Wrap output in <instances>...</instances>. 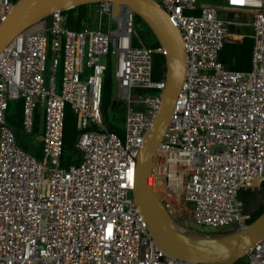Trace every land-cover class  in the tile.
Here are the masks:
<instances>
[{
	"label": "built area",
	"instance_id": "built-area-1",
	"mask_svg": "<svg viewBox=\"0 0 264 264\" xmlns=\"http://www.w3.org/2000/svg\"><path fill=\"white\" fill-rule=\"evenodd\" d=\"M156 1L180 29L188 60L154 155V195L185 228L242 229L248 215L239 192L264 182V0ZM13 4L0 0V20ZM95 6V26L69 29L56 11L0 54V264H194L158 246L132 194L136 156L166 84L153 79L154 54L164 50L142 42L128 7L114 13L109 1ZM232 13L248 21L232 20ZM247 25L252 67L234 71L220 51L241 42ZM114 59L113 112L124 109L123 135L110 131L102 110L103 79ZM21 99L27 135L42 108L41 158L20 146L8 123L9 103ZM67 106L77 119L81 159L63 166ZM243 259L264 264V239Z\"/></svg>",
	"mask_w": 264,
	"mask_h": 264
},
{
	"label": "water",
	"instance_id": "water-1",
	"mask_svg": "<svg viewBox=\"0 0 264 264\" xmlns=\"http://www.w3.org/2000/svg\"><path fill=\"white\" fill-rule=\"evenodd\" d=\"M109 1L114 13L131 9L148 26L164 50L167 74L159 110L136 156L132 191L148 230L158 246L184 262L236 264L264 239V212L252 223L235 231L213 234L180 226L154 195V155L171 123L187 75L188 55L180 29L156 0H17L0 20V54L19 34L35 27L56 11L67 12L83 5Z\"/></svg>",
	"mask_w": 264,
	"mask_h": 264
},
{
	"label": "trees",
	"instance_id": "trees-1",
	"mask_svg": "<svg viewBox=\"0 0 264 264\" xmlns=\"http://www.w3.org/2000/svg\"><path fill=\"white\" fill-rule=\"evenodd\" d=\"M14 3L17 0H11ZM89 5H83L76 9L63 12V15L67 19V27L72 30H81L87 23H89L88 15L86 9ZM198 14L197 12H194ZM137 25L144 24L140 17L136 15ZM150 30V29H149ZM151 32V31H150ZM152 33V32H151ZM153 34V33H152ZM154 36V34H153ZM143 42V41H142ZM144 43V42H143ZM135 45L138 44V40L135 39ZM146 46L158 49L160 44L156 37L150 43H144ZM254 40L250 34L245 33V37L241 42L233 43L226 42L223 49L220 51V61L229 67L231 70L247 72L252 67V49ZM62 68L59 69V80L61 79ZM167 66L164 54L155 53L153 58V79L155 81H161L166 79ZM115 92V80L113 67L110 64L107 72L103 79V103L102 110L105 115L106 121L109 123V129L119 135H123L124 129L122 127V114L123 111L118 113L113 112L114 109V93ZM23 110L24 101L17 100L9 103L7 120L11 128L13 129L16 139L20 146L25 150L29 151V147L32 143L33 137L41 135L43 133L44 117L42 108L38 107L35 113L34 119V131L32 135H27L23 131L22 121H23ZM79 135V130L77 128V119L69 106L65 110V120H64V143H63V154L61 157L62 165L68 166L73 163L79 162L81 159V153L75 146L76 139ZM35 155L39 158L42 157V152H37ZM264 186V182L260 184ZM239 197L243 201L244 211L248 215L247 224L252 223L264 212V201L262 203L257 202V191L255 188L241 189L239 192ZM219 233V232H218ZM223 233V232H220ZM236 264H241V260Z\"/></svg>",
	"mask_w": 264,
	"mask_h": 264
},
{
	"label": "rangeland",
	"instance_id": "rangeland-1",
	"mask_svg": "<svg viewBox=\"0 0 264 264\" xmlns=\"http://www.w3.org/2000/svg\"><path fill=\"white\" fill-rule=\"evenodd\" d=\"M86 12H87V15H88V19H89V25H92V26H95L96 25V20L98 18V15H96V6L95 5H89L88 8L86 9ZM219 17L221 19H225L226 18V13L224 11H219ZM230 19L232 20H236V21H239V22H247L248 21V16L246 14H242V13H232L229 15ZM239 29L236 28V27H232L231 28V31L232 32H236L238 31ZM241 31L244 32V33H248V34H252V28L250 26H246V27H242L241 28ZM137 32L139 34V38L144 42V43H150L154 40V36L153 34L150 32L148 26L145 24H140L138 25V28H137ZM101 61L103 63H107L106 61V58L105 57H102L101 58ZM49 64V62H48ZM113 67V71H114V68H115V59L112 60V62L110 63ZM116 93V87H115V92ZM118 112H121V111H124L123 108H118L117 110ZM122 118H123V114L121 115ZM38 143L39 141L36 140L35 143L32 142V144L30 145L29 147V151H32L33 153H36L38 151ZM38 146V147H37ZM255 190L257 191V202L258 203H262L264 201V186H258V187H255ZM165 212V209H162V213ZM191 230H194V231H199V232H202V233H213V234H220V232H223V233H227V232H231V231H235V229H221V230H206V229H203V228H199V227H191L190 228ZM219 232V233H218ZM241 264H245V261L244 259L241 260Z\"/></svg>",
	"mask_w": 264,
	"mask_h": 264
},
{
	"label": "crops",
	"instance_id": "crops-1",
	"mask_svg": "<svg viewBox=\"0 0 264 264\" xmlns=\"http://www.w3.org/2000/svg\"><path fill=\"white\" fill-rule=\"evenodd\" d=\"M216 5H218V6H221V7H223V5H224V1H215L214 2ZM43 134V133H42ZM42 134L41 135H37V136H35V137H33V140H32V142L33 143H35L36 142V140H38L39 141V143H38V151L37 152H41V137H42ZM32 144V143H31ZM32 152V151H31ZM36 152V153H37ZM33 153V152H32ZM35 154V153H34Z\"/></svg>",
	"mask_w": 264,
	"mask_h": 264
},
{
	"label": "snow or ice",
	"instance_id": "snow-or-ice-1",
	"mask_svg": "<svg viewBox=\"0 0 264 264\" xmlns=\"http://www.w3.org/2000/svg\"><path fill=\"white\" fill-rule=\"evenodd\" d=\"M234 2H237V0H234ZM240 2H242V0H240Z\"/></svg>",
	"mask_w": 264,
	"mask_h": 264
}]
</instances>
